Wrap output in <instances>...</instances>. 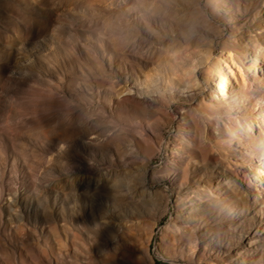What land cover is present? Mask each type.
I'll return each mask as SVG.
<instances>
[{
    "label": "rangeland",
    "instance_id": "obj_1",
    "mask_svg": "<svg viewBox=\"0 0 264 264\" xmlns=\"http://www.w3.org/2000/svg\"><path fill=\"white\" fill-rule=\"evenodd\" d=\"M225 41L264 72V0H0V264H264V90Z\"/></svg>",
    "mask_w": 264,
    "mask_h": 264
},
{
    "label": "bare ground",
    "instance_id": "obj_2",
    "mask_svg": "<svg viewBox=\"0 0 264 264\" xmlns=\"http://www.w3.org/2000/svg\"><path fill=\"white\" fill-rule=\"evenodd\" d=\"M208 17V16H207ZM221 19V18H220ZM234 23V22H233ZM224 38V37H223ZM222 39V38H221ZM216 42V41H215ZM256 42V41H255ZM260 45H258L257 47H259ZM259 53H262L261 55H263L264 58V50L262 48H259ZM224 50L228 52V55L230 57V59L233 61L234 65L236 68H238L239 72L241 74H243L244 72V76L243 79L246 82L245 87L247 88V90H249L250 93L256 95L259 93V91L264 90V72H263V67H259L257 66V62H256V57H252L251 58V63H244L243 61H239V59H236V57L234 56L235 54H233L232 50H230L228 48V45L226 44V41L224 42ZM220 53V52H219ZM212 59V58H211ZM209 62V61H208ZM224 66H228L226 61H222ZM209 64V63H208ZM195 66V65H194ZM223 65L221 64V67ZM198 69V68H197ZM228 74L224 73V72H220V73H215L212 76V81L214 84H216V87L214 88H207L206 89V95H204V100H206L205 98L208 96L210 97V105H214V106H219L220 104H226L228 102V98H229V94L227 93V89L226 86L227 85H231V77L234 78L235 83L237 86L239 85L238 80L236 79L235 76V72L234 70L228 66ZM248 71V72H247ZM196 72V71H195ZM194 69L191 71V79L190 82L193 84L197 83V76H195ZM105 74V73H104ZM106 76V75H105ZM259 76H263V80L260 81H256V78ZM126 77V76H125ZM139 78L137 77V80ZM123 80V79H122ZM158 79H151L149 81V87L145 86V90L144 93H148L150 94L153 91H159L160 86L157 82ZM137 83H139V80L137 81ZM143 84H147V83H143ZM128 87V86H127ZM206 87V86H205ZM138 90V89H137ZM143 90V89H142ZM143 94V91H140V94ZM204 94V93H202ZM241 95V94H240ZM130 97V96H129ZM154 97V96H153ZM239 97L237 94H234L233 98H237ZM142 100V99H141ZM146 102V101H145ZM159 105V104H158ZM193 106V105H192ZM248 105H246L245 102L243 103H232L229 106H227V108L229 110H231L229 112V116H228V120L230 121V123L232 125H234L235 127H237V125H240L242 122L243 124H241L243 126L244 129L248 130H253L252 126L250 125V122L248 120H241V118L239 117V115H243L244 112H246L244 109L247 108ZM183 107V105H182ZM188 107V106H187ZM261 108L264 109V104L261 105ZM171 109V108H170ZM171 111V110H170ZM173 113V112H172ZM178 115V114H177ZM262 120V123L264 124V117H260L257 116L256 120ZM138 123V122H137ZM145 124V123H143ZM218 125H220L219 122H217ZM142 125V124H141ZM144 126V125H143ZM139 127V126H138ZM147 127V126H146ZM145 128V127H144ZM148 128V127H147ZM149 132V131H148ZM262 132L264 133V128H262ZM152 133V132H151ZM147 137H149L148 134H145ZM244 155H251V151L250 149L244 148ZM234 152L236 153H241L242 151L239 149H236ZM243 153V152H242ZM177 157H180V155H176ZM146 160V159H145ZM171 160V159H170ZM175 160V159H174ZM263 161H260L261 163L264 162V159H262ZM129 163V162H128ZM262 167L264 168V165H262ZM149 170V169H148ZM140 171V170H139ZM143 171V170H142ZM147 182V181H146ZM259 185V184H258ZM177 190V189H176ZM21 204V203H20ZM111 209V208H110ZM200 209L199 204H195L192 207V210H198ZM239 217V216H238ZM133 218V217H132ZM104 220V219H103ZM105 221V220H104ZM249 239L251 240V238L249 237ZM240 243V242H239ZM196 244V243H195ZM232 245V244H231ZM249 245V244H248ZM246 246V245H245ZM187 249V248H186ZM220 251V250H219ZM248 254V253H247ZM248 257H243V259H247Z\"/></svg>",
    "mask_w": 264,
    "mask_h": 264
}]
</instances>
